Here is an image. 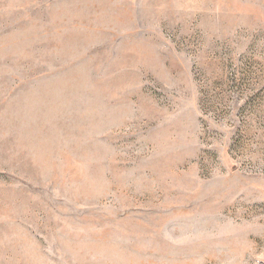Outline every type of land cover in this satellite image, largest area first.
Here are the masks:
<instances>
[{
    "label": "rangeland",
    "instance_id": "374dc122",
    "mask_svg": "<svg viewBox=\"0 0 264 264\" xmlns=\"http://www.w3.org/2000/svg\"><path fill=\"white\" fill-rule=\"evenodd\" d=\"M0 264H264V0H0Z\"/></svg>",
    "mask_w": 264,
    "mask_h": 264
}]
</instances>
